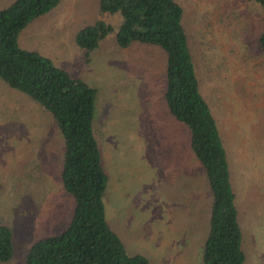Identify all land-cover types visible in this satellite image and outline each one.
Returning <instances> with one entry per match:
<instances>
[{
	"label": "rangeland",
	"instance_id": "374dc122",
	"mask_svg": "<svg viewBox=\"0 0 264 264\" xmlns=\"http://www.w3.org/2000/svg\"><path fill=\"white\" fill-rule=\"evenodd\" d=\"M175 1L227 151L246 264H264V58L255 42L264 11L248 0ZM98 19L119 24L99 15L98 0H61L18 43L97 90L94 133L108 175L106 219L127 252L150 264H201L210 198L185 128L164 107L162 59L146 46L120 49L111 34L85 63L73 37ZM61 155L51 118L0 81V222L12 229L15 244L7 264H23L32 242L59 233L70 218Z\"/></svg>",
	"mask_w": 264,
	"mask_h": 264
},
{
	"label": "trees",
	"instance_id": "16d2710c",
	"mask_svg": "<svg viewBox=\"0 0 264 264\" xmlns=\"http://www.w3.org/2000/svg\"><path fill=\"white\" fill-rule=\"evenodd\" d=\"M7 1H0V81L51 118L62 140L61 188L73 200L65 227L32 242L23 264H150L143 255L127 252L106 219L108 175L94 133L97 90L18 43L21 32L61 0ZM248 1L264 11V0ZM98 11L101 17L119 19V24L114 28L98 19L75 33L73 42L85 63L111 34L120 49L146 46L156 49L162 59L164 107L185 128L187 149L202 170L210 198L201 264H246L228 155L200 91L182 7L175 0H98ZM255 42L264 58V30ZM14 255L13 231L0 222V264L9 263Z\"/></svg>",
	"mask_w": 264,
	"mask_h": 264
}]
</instances>
